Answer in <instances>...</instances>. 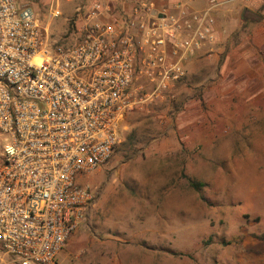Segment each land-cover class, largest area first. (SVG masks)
Here are the masks:
<instances>
[{
	"label": "rangeland",
	"instance_id": "rangeland-1",
	"mask_svg": "<svg viewBox=\"0 0 264 264\" xmlns=\"http://www.w3.org/2000/svg\"><path fill=\"white\" fill-rule=\"evenodd\" d=\"M18 1L72 42L91 0ZM214 17L215 39L184 60L171 95L132 110L113 158L81 179L94 201L55 264H264V0ZM0 264L17 263L0 252Z\"/></svg>",
	"mask_w": 264,
	"mask_h": 264
},
{
	"label": "built area",
	"instance_id": "built-area-1",
	"mask_svg": "<svg viewBox=\"0 0 264 264\" xmlns=\"http://www.w3.org/2000/svg\"><path fill=\"white\" fill-rule=\"evenodd\" d=\"M116 1L91 0L64 42L29 4L0 0V252L17 264H55L94 201L81 179L113 158L132 110L171 95L230 0Z\"/></svg>",
	"mask_w": 264,
	"mask_h": 264
},
{
	"label": "trees",
	"instance_id": "trees-1",
	"mask_svg": "<svg viewBox=\"0 0 264 264\" xmlns=\"http://www.w3.org/2000/svg\"><path fill=\"white\" fill-rule=\"evenodd\" d=\"M245 14H246V12H245ZM252 18H254V17H252ZM248 21H252V20H249L248 18H243V20H242V26H244V24H246Z\"/></svg>",
	"mask_w": 264,
	"mask_h": 264
}]
</instances>
